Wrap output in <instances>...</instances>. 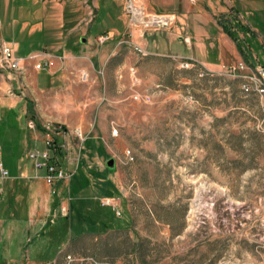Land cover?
Masks as SVG:
<instances>
[{
    "label": "rangeland",
    "instance_id": "374dc122",
    "mask_svg": "<svg viewBox=\"0 0 264 264\" xmlns=\"http://www.w3.org/2000/svg\"><path fill=\"white\" fill-rule=\"evenodd\" d=\"M131 1L140 5L123 2L120 51L94 77L72 76L78 86L69 110L52 125V160L69 175L55 191L57 209L68 202L67 236L79 239L62 250L64 264H264V97L241 90L256 68L239 78L247 67L238 63L210 76L189 59L148 55L134 41ZM87 4L83 11L94 19ZM119 9L102 11L93 26L119 25ZM259 16L264 21L263 11ZM175 20L157 30L134 29L135 37L156 52L198 56L193 44L163 32ZM109 38L104 33L96 41ZM43 98L52 101L54 94ZM2 164L7 169L11 160Z\"/></svg>",
    "mask_w": 264,
    "mask_h": 264
},
{
    "label": "crops",
    "instance_id": "0c3cea01",
    "mask_svg": "<svg viewBox=\"0 0 264 264\" xmlns=\"http://www.w3.org/2000/svg\"><path fill=\"white\" fill-rule=\"evenodd\" d=\"M89 1L92 0H0V41L23 59L20 72L0 67V160H11L5 168L8 176L0 177V264H64L67 258L62 250L69 241L79 240L67 236L68 202H64L63 212L57 209L61 198L55 191L57 186L61 188V181L47 184L44 171L36 170L27 157L31 146L43 143V134L32 132L24 117L31 112L30 119L40 125L64 120L72 87L78 86L72 76L94 77L97 67L120 51L119 39L127 28L124 0H95L92 6ZM178 1L136 0L150 12L174 14L172 27L163 32L177 42L193 44L198 56L156 52L132 29L135 44L148 55L189 59L210 76L244 63L246 70L237 75L241 78L263 65L264 21L259 13L264 12V0H198L196 5ZM84 2L87 8L91 6L94 19L86 16L88 9L83 11ZM186 2L189 4L184 7ZM117 7L124 17L119 25L112 23L101 30L93 26L102 11L111 13ZM222 25L230 30L232 39L223 32ZM104 33L110 38L100 44L96 37ZM37 63L43 67L35 69ZM53 94L52 101L44 100ZM219 106L226 114L225 105ZM225 114L215 119L225 120ZM27 158L31 164L23 161Z\"/></svg>",
    "mask_w": 264,
    "mask_h": 264
},
{
    "label": "built area",
    "instance_id": "2783aa9c",
    "mask_svg": "<svg viewBox=\"0 0 264 264\" xmlns=\"http://www.w3.org/2000/svg\"><path fill=\"white\" fill-rule=\"evenodd\" d=\"M126 11L133 15L130 23L132 28L140 31L146 27L157 30V27L168 26L174 20V18L169 19L171 17L169 15L145 14L141 6L133 1L128 4ZM135 11L137 12L136 14ZM22 61V58L20 59L15 56L11 46L0 42V67L9 68L12 71H21ZM41 66V63H37L35 69ZM243 82L241 90L244 94L249 95L252 93L264 97V66L257 67L255 72L245 76ZM27 127L31 130L41 131L44 136L42 149H28L27 151V157L33 162L35 169H42L44 171V179L49 185H53L57 181L69 179L68 173L57 162L54 163L52 160V155L57 150L55 149L54 127L50 124H45L41 125V128L38 129L37 122L33 119L27 121ZM7 176L8 171L0 160V177L5 178Z\"/></svg>",
    "mask_w": 264,
    "mask_h": 264
},
{
    "label": "water",
    "instance_id": "95a60500",
    "mask_svg": "<svg viewBox=\"0 0 264 264\" xmlns=\"http://www.w3.org/2000/svg\"><path fill=\"white\" fill-rule=\"evenodd\" d=\"M81 41H85V39H81ZM106 166L108 169L112 170L114 168V162H113V159H108L106 161Z\"/></svg>",
    "mask_w": 264,
    "mask_h": 264
},
{
    "label": "bare ground",
    "instance_id": "6f19581e",
    "mask_svg": "<svg viewBox=\"0 0 264 264\" xmlns=\"http://www.w3.org/2000/svg\"><path fill=\"white\" fill-rule=\"evenodd\" d=\"M142 10H144V6L142 5ZM137 12L135 11V14H136ZM169 16H171L169 19H171V18H174V20H175V17L173 16V15H169ZM173 22V21H172ZM172 22H171V24H172Z\"/></svg>",
    "mask_w": 264,
    "mask_h": 264
},
{
    "label": "trees",
    "instance_id": "16d2710c",
    "mask_svg": "<svg viewBox=\"0 0 264 264\" xmlns=\"http://www.w3.org/2000/svg\"><path fill=\"white\" fill-rule=\"evenodd\" d=\"M228 34H229V33H228ZM229 36H230V35H229ZM37 127H38V129H39V128H41V125L37 123ZM55 143H56V142H55ZM56 151H57V150H56ZM58 152H59V151H58ZM57 164H59V163H57ZM2 165H3V164H2ZM59 165H60V164H59Z\"/></svg>",
    "mask_w": 264,
    "mask_h": 264
}]
</instances>
